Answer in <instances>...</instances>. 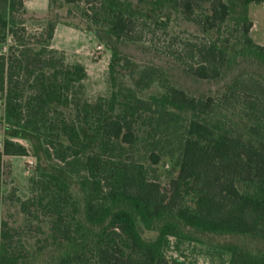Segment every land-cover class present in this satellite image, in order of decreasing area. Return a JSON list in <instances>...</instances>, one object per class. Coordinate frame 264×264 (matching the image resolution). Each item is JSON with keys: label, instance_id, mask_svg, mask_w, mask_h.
I'll list each match as a JSON object with an SVG mask.
<instances>
[{"label": "trees", "instance_id": "obj_1", "mask_svg": "<svg viewBox=\"0 0 264 264\" xmlns=\"http://www.w3.org/2000/svg\"><path fill=\"white\" fill-rule=\"evenodd\" d=\"M65 2L84 3L85 16L101 25L112 41L122 40L129 30L132 1ZM155 3L182 8L205 33L218 34L230 21L240 27L235 43L216 39L201 47L203 61L195 69L198 77L215 78L227 64L238 60H251L264 67V44L250 35V7L264 5V0ZM24 9V0H0V42L12 37L18 44L0 53L5 120L25 136H32L49 156L65 165L81 163L88 173L83 183L89 189L85 206L62 232L66 240L86 242L87 248L61 264H80L74 257L82 258V264H172L165 253L169 237L194 240L197 237L191 231L245 239V246H227L229 264H264V82L253 76L233 81L225 99L238 96L244 100V123L233 128L214 119L216 100L211 97L199 99L169 86L167 93L146 100L133 88L119 85L115 77L118 67H134L137 75L131 74L139 88L149 87L161 74L156 67L141 69L113 50L112 95L92 103L81 96L85 67L79 63L66 66L47 43L53 38L55 24L48 23L47 41L38 40L40 48L36 49L31 45L35 37L19 25L24 22L16 14ZM183 114H190V119L184 121ZM143 125L150 127L146 140L171 130L182 133L178 174L171 181L170 192L139 173L135 163L111 155L145 138L139 130ZM84 129L88 136L82 134ZM152 141L155 145L160 142ZM28 152L23 144L6 138L0 150V178L6 155L25 156ZM152 157L155 163L160 160L155 153ZM34 182L41 192H52L51 203L59 204L70 189L67 177L56 169L42 170V178ZM31 201L20 200V204L26 209ZM57 214L54 234L60 232L63 223L60 211ZM143 228L157 231V237L146 240L141 234ZM12 231L9 223L0 219V264H22L20 252L9 242ZM87 251L93 259L86 258Z\"/></svg>", "mask_w": 264, "mask_h": 264}, {"label": "rangeland", "instance_id": "obj_2", "mask_svg": "<svg viewBox=\"0 0 264 264\" xmlns=\"http://www.w3.org/2000/svg\"><path fill=\"white\" fill-rule=\"evenodd\" d=\"M133 3V14L126 36L120 41H112L101 25L94 24L85 16L84 3H66L65 0H24L25 9L18 12L29 35L35 39L31 43L40 48L37 41H47L48 23L55 24L53 38L47 42L55 50L66 66L77 63L87 71L84 90L81 96L89 102L100 97L109 98L113 92L110 62L113 50L126 56L143 69L156 67L160 78L146 88H139L133 80L136 77L134 67H118L115 77L119 85L131 87L139 97L149 99L152 95L167 93L166 87L173 86L199 99L213 98L216 107L212 114L233 128L242 125L244 100L238 96H229V87L237 78L251 76L264 82V67L251 60H238L227 64L215 78H200L195 69L202 63L200 49L212 40L230 39L235 43L241 35L240 27L234 22L225 24L218 34L205 33L203 28L188 17L182 8L159 7L156 0H129ZM253 5V4H252ZM196 13H200L199 10ZM260 10L252 11L250 16L253 27L250 35L258 44H264V21ZM27 38V36H26ZM25 38V39H26ZM18 45L12 37L0 42V53L9 46ZM232 47L233 45H221ZM133 71V72H132ZM184 121L190 114L182 115ZM141 140L124 152L115 151L112 157L130 161L138 166V171L150 180L160 183L163 191L170 192L171 181L178 174L181 132L171 130L168 134L146 140L148 126L139 129ZM88 136L86 129L82 131ZM6 138L17 141L28 149V155H6L0 178V219L7 221L14 229L9 241L11 247L21 254L22 264H61L69 257L81 255L87 248L86 242H70L63 238L62 232L82 211L89 189L83 186L88 173L81 163L65 165L54 155L49 156L44 148L30 135L25 136L17 128L10 127L5 120V97L0 93V150ZM152 140H160L155 145ZM121 153V154H120ZM160 156L155 163L152 155ZM59 170L67 177L70 189L60 203H51L52 192H41L37 181L42 178V170ZM41 197H43L41 199ZM32 199L24 209L21 201ZM190 199V198H189ZM58 211L63 218L60 232L53 233ZM66 223V224H65ZM146 240H153L158 232L141 229ZM197 237L177 239L169 237L165 247L166 257L172 264H229L231 252L227 246L239 243L245 246V239L230 235L200 234L190 232ZM2 239L0 237V255ZM87 259L93 255L87 251ZM82 258H75L82 264Z\"/></svg>", "mask_w": 264, "mask_h": 264}, {"label": "crops", "instance_id": "obj_3", "mask_svg": "<svg viewBox=\"0 0 264 264\" xmlns=\"http://www.w3.org/2000/svg\"><path fill=\"white\" fill-rule=\"evenodd\" d=\"M251 10L252 11H255V10H260L261 12H262V19H263V21H264V5H255V4H253V5H251ZM260 44H263V43H260Z\"/></svg>", "mask_w": 264, "mask_h": 264}]
</instances>
